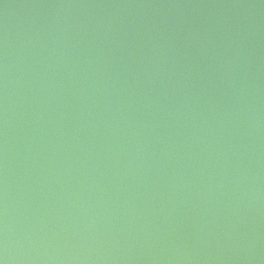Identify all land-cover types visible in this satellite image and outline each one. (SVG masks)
Wrapping results in <instances>:
<instances>
[{"label": "water", "instance_id": "obj_1", "mask_svg": "<svg viewBox=\"0 0 264 264\" xmlns=\"http://www.w3.org/2000/svg\"><path fill=\"white\" fill-rule=\"evenodd\" d=\"M0 264H264V0H0Z\"/></svg>", "mask_w": 264, "mask_h": 264}]
</instances>
